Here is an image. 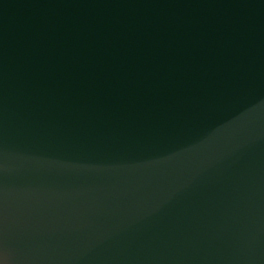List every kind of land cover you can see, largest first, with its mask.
Listing matches in <instances>:
<instances>
[{"label":"water","instance_id":"95a60500","mask_svg":"<svg viewBox=\"0 0 264 264\" xmlns=\"http://www.w3.org/2000/svg\"><path fill=\"white\" fill-rule=\"evenodd\" d=\"M0 264H264V0H0Z\"/></svg>","mask_w":264,"mask_h":264}]
</instances>
